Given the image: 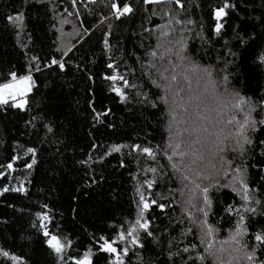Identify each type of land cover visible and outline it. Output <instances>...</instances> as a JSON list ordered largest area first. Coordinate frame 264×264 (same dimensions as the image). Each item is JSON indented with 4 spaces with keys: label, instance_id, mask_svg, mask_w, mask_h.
Masks as SVG:
<instances>
[{
    "label": "snow or ice",
    "instance_id": "snow-or-ice-1",
    "mask_svg": "<svg viewBox=\"0 0 264 264\" xmlns=\"http://www.w3.org/2000/svg\"><path fill=\"white\" fill-rule=\"evenodd\" d=\"M68 2L59 22L72 24L76 38L57 45L59 55L30 54L28 0L0 17L24 57L17 65L0 51V123L22 120L20 135L30 138L17 139L0 163V264H130L133 256L135 264H264V0L208 3L207 28L204 15H194L201 0ZM148 4L175 7L148 13ZM82 11L94 22L86 26ZM137 17L135 44H113V21ZM97 31L103 70L85 49ZM73 69L88 84L86 152H77L72 125L58 122L65 103L45 104L41 95L50 78ZM120 106L119 124L134 119L135 139L109 142L119 140ZM157 123L166 135L153 144ZM109 158L118 161L111 171ZM130 163L131 207L116 218L105 205H121L122 185L108 175ZM9 193L28 203L5 202L15 199Z\"/></svg>",
    "mask_w": 264,
    "mask_h": 264
},
{
    "label": "trees",
    "instance_id": "trees-1",
    "mask_svg": "<svg viewBox=\"0 0 264 264\" xmlns=\"http://www.w3.org/2000/svg\"><path fill=\"white\" fill-rule=\"evenodd\" d=\"M183 2V0H182ZM192 0H187L186 6L191 7ZM202 8L196 9L194 11V15H201L203 14L205 17L206 28L208 26V3H216L218 0H201ZM15 5L17 8L20 7V0H0V17H2L5 13L11 14L12 6ZM65 7H69L68 0H28V4L25 6L27 13L29 15L30 23L28 25L29 29L33 31V36L35 39L34 44H29V47L32 48V53L36 54L39 53L41 55H48V54H56L55 49L57 45L62 43L70 44L75 41V35L73 32L72 24H63L61 25L59 19L63 14V9ZM167 7H175V5L171 4H164V5H157V4H148L144 5V9L148 12H158L161 8ZM71 10V9H69ZM82 16H86L84 19V23L87 26L90 23H93V19L87 14H84L82 11ZM69 19H72L69 17ZM143 17H137L132 20H127L125 23H119L117 21H113L114 24V33L116 39L112 41L115 44L119 41L126 49H130L136 42L137 37L132 35L133 31L139 32V26L141 24V20ZM152 23H160L159 17H151ZM55 24L56 27L53 28L52 24ZM64 34H72V35H60ZM101 33L97 31L95 35L92 36L91 41L85 45V49H92L95 52V59L98 63L101 64L104 61V57L101 55V52L98 47H96L97 42L100 38ZM60 40V41H59ZM15 42L10 36V34L5 31V21L0 18V51L7 49L10 58L17 63V65L23 63L24 57L20 49L14 46ZM220 47L219 44L216 45ZM83 51V50H82ZM76 56H79L80 53H75ZM92 55V52L89 53ZM250 63V62H249ZM0 67H3L0 65ZM92 69L96 70V65L91 66ZM242 72H245L249 79L246 81L249 87L255 89L256 87V78L255 75L252 73L251 68L247 65H242L241 69ZM42 79V78H41ZM88 84L86 80L83 78V73H78L74 69L69 73V75L56 79L55 82H52L51 78L49 80V87L41 88V95L43 96L44 103L47 104L51 98L58 97L62 103H65V106L62 109V114L57 112V116H59L58 122L64 125L65 129H69V125L71 124L72 127L69 129L75 134V137L78 139L79 148H77V152L79 149L82 148L86 152L88 150L89 141L86 138L87 132L89 130V122L85 120V116L87 115L85 109L87 108L86 105V98L88 95L87 92ZM41 95L37 96V99H41ZM79 101V105L77 106L76 102ZM43 106V105H42ZM125 113L123 112V106H120L116 110V118L119 124V120L123 119ZM26 118V117H25ZM56 118V116H53ZM130 122H126L124 124H119L117 132L119 133V140L117 136H112L109 140L117 141V142H124L129 140V136L132 139H135L136 133L132 130V125L136 124L134 119L129 118ZM23 121H20V124L17 125L15 122H9L6 125L0 123V141L4 142V146L0 147V163H6L10 155L12 154V146L14 145L15 141L19 139L20 143L29 142L30 138L27 136H21L20 132L24 131ZM157 130L153 133L155 139L152 140L153 144L160 143L163 140V137L166 135L165 127L163 123L156 124ZM112 130H108L111 132ZM127 134V135H125ZM41 135L43 133L41 132ZM83 137V139H80ZM107 139V137H106ZM35 138H31V142H34ZM114 156H118V154H114ZM79 158V157H78ZM109 164L107 165L108 171H111L112 167L117 164V159L109 158ZM163 162V161H162ZM46 167V165H42V168ZM136 166L134 163L129 164V168L125 169H117V173L115 178L111 175H108V182L115 183L122 185V200L121 205L116 206H109L105 205L107 210V214L114 215L116 218H119L122 214L124 216L128 215L129 209L131 207L129 201L132 199L134 195V188L135 182L131 179L129 172H135ZM122 173V175H121ZM107 175V173H105ZM13 175H20L19 172L13 173ZM68 176V179L71 180L73 178L71 173H65ZM11 181L13 184L15 183L12 180V177H8V180L4 182L7 183ZM38 187H43V185H37ZM35 191V189H33ZM11 198L10 201L5 202H12L15 203L17 208H23L28 203L26 199H24L20 194L17 193H9L7 194ZM66 195V193H65ZM3 198H0L2 200ZM35 199V197H33ZM54 199L60 203V194L57 193ZM10 211V210H9ZM59 211H65L64 207H61ZM67 214V213H66ZM176 215L179 214V210L175 213ZM163 219V218H161ZM92 223H96L95 220L90 221ZM160 223V221H158ZM87 226V225H86ZM228 225H222V234H226L223 232L224 228H227ZM135 257L133 256L131 259L130 264H135Z\"/></svg>",
    "mask_w": 264,
    "mask_h": 264
},
{
    "label": "rangeland",
    "instance_id": "rangeland-1",
    "mask_svg": "<svg viewBox=\"0 0 264 264\" xmlns=\"http://www.w3.org/2000/svg\"><path fill=\"white\" fill-rule=\"evenodd\" d=\"M62 36V34L60 35V37ZM60 41V40H59Z\"/></svg>",
    "mask_w": 264,
    "mask_h": 264
}]
</instances>
